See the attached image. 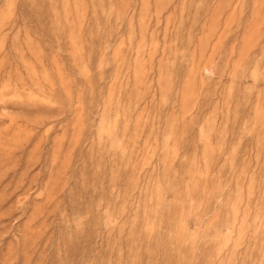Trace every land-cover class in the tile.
Returning a JSON list of instances; mask_svg holds the SVG:
<instances>
[{
  "label": "rangeland",
  "instance_id": "374dc122",
  "mask_svg": "<svg viewBox=\"0 0 264 264\" xmlns=\"http://www.w3.org/2000/svg\"><path fill=\"white\" fill-rule=\"evenodd\" d=\"M0 264H264V0H0Z\"/></svg>",
  "mask_w": 264,
  "mask_h": 264
}]
</instances>
